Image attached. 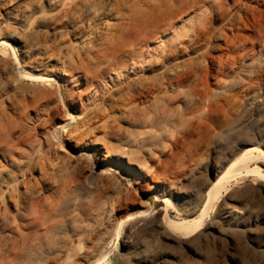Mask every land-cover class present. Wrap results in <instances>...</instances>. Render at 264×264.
<instances>
[{
  "label": "bare ground",
  "instance_id": "6f19581e",
  "mask_svg": "<svg viewBox=\"0 0 264 264\" xmlns=\"http://www.w3.org/2000/svg\"><path fill=\"white\" fill-rule=\"evenodd\" d=\"M224 1L0 0V264H89L92 239L129 216L126 242L138 229L162 228L161 219L191 236L233 168L255 153L264 159L243 142L232 159L208 167L197 196L169 175L240 96L261 109L254 87L264 46L257 57L230 54L242 41L234 31L250 28L255 10L230 11ZM64 110L75 126H66ZM28 142L39 148L26 151ZM245 172L264 181L258 168ZM148 192L167 206L168 195L187 199L186 218L160 210L148 219ZM135 203L141 209L132 213ZM235 213L220 206L223 222Z\"/></svg>",
  "mask_w": 264,
  "mask_h": 264
},
{
  "label": "rangeland",
  "instance_id": "374dc122",
  "mask_svg": "<svg viewBox=\"0 0 264 264\" xmlns=\"http://www.w3.org/2000/svg\"><path fill=\"white\" fill-rule=\"evenodd\" d=\"M224 5L230 11L245 10L244 7L255 10L256 19L252 26L234 31L240 34L242 41L239 50L230 54L236 61L242 57H257L264 46V0H225ZM15 29L22 31V28ZM12 45L8 54L18 71L20 56L14 44ZM260 70L262 77L254 87V92L261 109L258 111L249 97L242 95L223 116L213 120L208 136L200 148L193 151V155L182 152L178 162L176 160L170 165L169 175L176 180L177 189L197 196L202 184L210 179L208 167L232 159V155L240 151L241 144L245 141L256 144L264 151V62ZM62 117L67 119V127L75 126V121L65 110ZM62 137L61 130L51 135L53 142H58L56 145L61 144ZM29 142L24 146L26 151L32 146L39 148ZM64 148L70 150L68 144ZM245 167L258 168L264 173V159L255 153L253 159L241 162L233 168L227 183L228 190L222 191L213 204H210L193 235L187 237L178 234L170 230L161 219L162 228L153 229L147 226L138 229L133 238L126 242L125 229L133 218L123 217L112 223L109 232L92 239V242L97 243V254L89 264H142L140 260H146V264H264V181H261L262 178L257 173L246 174ZM130 183V179L124 180L126 187ZM130 187L134 189V185ZM156 194L148 192L143 196L152 205L148 219H153L155 212L160 210H167L170 219L175 222L186 218L185 210H188L189 204L187 199L168 195L173 206H167L155 197ZM222 204L235 210V222L221 220L219 209ZM140 209L135 203L132 213ZM237 220L241 222H236ZM85 247L82 245L71 252L79 253Z\"/></svg>",
  "mask_w": 264,
  "mask_h": 264
}]
</instances>
